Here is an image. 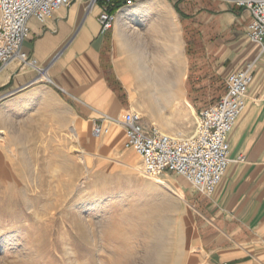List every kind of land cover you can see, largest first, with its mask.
<instances>
[{"label": "crops", "instance_id": "obj_1", "mask_svg": "<svg viewBox=\"0 0 264 264\" xmlns=\"http://www.w3.org/2000/svg\"><path fill=\"white\" fill-rule=\"evenodd\" d=\"M237 1L136 0L127 5L111 0L115 19L107 32L99 24L103 1L72 0L45 24L31 18L23 50L39 68L18 60L1 68L0 130L59 106L69 111V124L116 129L133 108L127 72L138 62L169 64L176 80L171 105L182 102L176 107L186 101L176 98L187 94L190 76L225 82V92L204 111L226 94L231 74L255 61L245 109L228 137L232 162L221 183L211 196L188 182L178 186L186 194L188 216L182 215V222L190 233L191 254L196 253L193 263L264 264V50L249 41L251 15ZM149 117L145 126L157 122ZM242 156L245 161H238ZM173 174L166 172L162 179L176 186Z\"/></svg>", "mask_w": 264, "mask_h": 264}, {"label": "rangeland", "instance_id": "obj_2", "mask_svg": "<svg viewBox=\"0 0 264 264\" xmlns=\"http://www.w3.org/2000/svg\"><path fill=\"white\" fill-rule=\"evenodd\" d=\"M184 90L176 98L183 105L161 113L130 94L127 111L189 136L225 82L190 76ZM34 114L0 130V264H195L182 222L186 201L143 176L120 124L121 137H111V128L99 140L93 124H69L65 107ZM133 157L139 172L128 167ZM172 179L184 190L178 185L186 179Z\"/></svg>", "mask_w": 264, "mask_h": 264}, {"label": "built area", "instance_id": "obj_3", "mask_svg": "<svg viewBox=\"0 0 264 264\" xmlns=\"http://www.w3.org/2000/svg\"><path fill=\"white\" fill-rule=\"evenodd\" d=\"M103 1L99 15L102 32L112 28L114 16L110 13L111 0ZM136 0H126L132 5ZM72 0H0V70L18 60L23 66L38 69L36 60L23 50L29 37L28 21L35 18L45 24L55 12L70 6ZM237 5L249 10V41L264 50V0H240ZM255 61L234 72L226 81V94L214 105L202 111L194 132L189 135L169 134L156 124L145 126L137 111H126L117 121L124 128L126 146L142 159L144 177L152 178L173 172L188 181L205 196L214 194L232 160L229 134L245 109L250 86L254 81ZM103 123L96 125L94 134H107ZM245 161L242 156L238 159Z\"/></svg>", "mask_w": 264, "mask_h": 264}, {"label": "bare ground", "instance_id": "obj_4", "mask_svg": "<svg viewBox=\"0 0 264 264\" xmlns=\"http://www.w3.org/2000/svg\"><path fill=\"white\" fill-rule=\"evenodd\" d=\"M169 48H170V46H169ZM169 60H171V59H169ZM132 64H133V62H132ZM168 67H169L168 63L162 64L161 67H154V65L151 63L145 64L143 62H138L135 64V66L133 68H131V70H129L128 72L125 71V72L129 73V76L127 77L128 78L127 79V85H128L130 92L132 93V97L135 98L136 101L138 100L139 101L138 103L145 101L149 107L150 106L157 107L158 110L160 111V113L165 111V109H167L169 106H171V99L174 97L173 91L171 89V85L173 82L176 81V80L173 81L174 78L172 76V73L169 71ZM179 79L180 78H178V80ZM181 104H182L181 101H179V100L175 101L176 106H179ZM193 110H192V114H195ZM141 114H142V112H141ZM164 123H166V122H163V124ZM167 123L168 124L167 125L165 124V125L170 127V130H171L172 129L171 127L174 126V124H172V120L169 119L167 121ZM117 125H119V124H117ZM120 126H117L116 129H111V131L109 130V135L111 134V137H113V138L115 137V139H117L119 137ZM177 134L185 135L184 132H182V131L180 132V130H179V132H177ZM102 136H103V134L100 136H96V137H99V140H100V138ZM97 143H100V142H97ZM139 162H140V158H138V157L130 158V162L128 164V167L130 169L134 170V172L135 171L139 172L140 171ZM152 178H153L154 182L156 184H158L159 186L166 187V189H168L171 193H173L177 199H179L180 201H183V202L186 201V194H185V191L183 190L182 187H175L174 185L172 186L171 181L168 182L167 180H164L158 176H155Z\"/></svg>", "mask_w": 264, "mask_h": 264}]
</instances>
